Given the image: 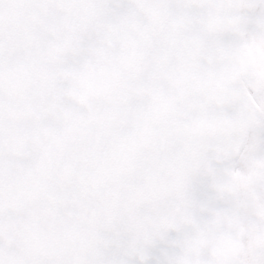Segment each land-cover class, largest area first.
<instances>
[{"label":"snow or ice","instance_id":"1","mask_svg":"<svg viewBox=\"0 0 264 264\" xmlns=\"http://www.w3.org/2000/svg\"><path fill=\"white\" fill-rule=\"evenodd\" d=\"M0 264H264V0H0Z\"/></svg>","mask_w":264,"mask_h":264}]
</instances>
